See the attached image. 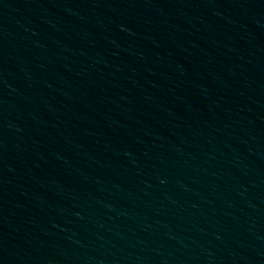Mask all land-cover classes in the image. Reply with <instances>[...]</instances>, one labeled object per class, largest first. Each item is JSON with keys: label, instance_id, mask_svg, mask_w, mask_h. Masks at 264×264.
Here are the masks:
<instances>
[{"label": "water", "instance_id": "water-1", "mask_svg": "<svg viewBox=\"0 0 264 264\" xmlns=\"http://www.w3.org/2000/svg\"><path fill=\"white\" fill-rule=\"evenodd\" d=\"M0 264H264V0H38Z\"/></svg>", "mask_w": 264, "mask_h": 264}]
</instances>
